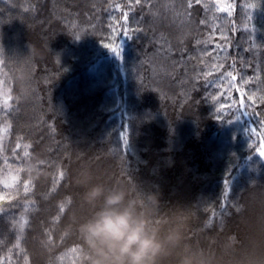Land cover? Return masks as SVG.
Here are the masks:
<instances>
[{
	"label": "trees",
	"instance_id": "1",
	"mask_svg": "<svg viewBox=\"0 0 264 264\" xmlns=\"http://www.w3.org/2000/svg\"><path fill=\"white\" fill-rule=\"evenodd\" d=\"M188 2L0 0L2 264H87L84 174L158 196L162 264H264V0ZM215 64L245 93L219 112Z\"/></svg>",
	"mask_w": 264,
	"mask_h": 264
},
{
	"label": "clouds",
	"instance_id": "2",
	"mask_svg": "<svg viewBox=\"0 0 264 264\" xmlns=\"http://www.w3.org/2000/svg\"><path fill=\"white\" fill-rule=\"evenodd\" d=\"M77 182L84 186L83 203L92 209L76 225L87 264H162L178 246V235L157 222L155 193L147 192L137 201L121 186L93 183L89 174L80 175ZM179 264L197 261L185 256Z\"/></svg>",
	"mask_w": 264,
	"mask_h": 264
},
{
	"label": "snow or ice",
	"instance_id": "3",
	"mask_svg": "<svg viewBox=\"0 0 264 264\" xmlns=\"http://www.w3.org/2000/svg\"><path fill=\"white\" fill-rule=\"evenodd\" d=\"M134 2L137 4V5H140L142 3H146L148 2V0H134ZM196 3H199V0H195ZM193 0H189L188 4H187V8L188 9H191L193 7ZM115 9L117 11L120 10V5L119 4H116L115 6ZM190 15V13H189ZM123 18L124 20H127L128 18V13H123ZM205 21L204 20H201V24H204ZM122 32L125 36L128 35L127 33V30H123L122 29ZM158 45H159V52L162 56H167L168 53L171 51V46L170 44L166 46V42L161 39L159 40L158 42ZM111 51L113 52L114 55H116L117 57L120 56V51L117 47H112L111 48ZM225 66L223 64H215L213 66V71L215 72H218L219 75L216 76V81H219V85H218V91H219V95H212L211 96V99L215 102H220V101H224L223 103L220 104V107L217 109V111H222L225 107H232V104H229L228 101H233V103H235V101L233 100L232 96L230 95V93L235 90V91H238V92H241V95L244 96L245 93L241 91V89L239 87H237L236 85V81H237V76L233 74V72L231 71H221V69H223ZM212 73H209V75H211ZM213 83H215V81H213ZM245 83H251V81H245ZM212 87V83H209L208 81H205V84H204V88H205V91H207L208 88ZM247 99L249 101H252L254 100V97L252 96H248ZM11 101V96H5L4 97V104L5 105H8ZM240 107H244V102L241 101L240 102ZM125 144H127V138H125ZM17 149L20 148V145L17 144L16 145ZM260 152H259V156L260 157H264V142L261 143L260 145ZM42 165H47V161H42L41 163ZM65 172H61L60 173V180L61 182L63 181V178L65 176ZM12 181L15 182L17 177L13 176L12 178ZM4 188H9L11 187L12 185L9 184L7 181L4 182ZM28 182H25L24 183V189L25 191L28 190ZM71 198H69L70 200ZM0 200H4L5 203H8L9 202V198L6 197V196H3V197H0ZM59 211L60 213H65L66 212V209L64 207H60L59 208ZM4 215H6V211L3 210V209H0V218H2ZM21 227H23V224H21ZM49 239H51V237H49ZM19 245L17 244V247ZM72 251H77L76 248H73ZM0 264H2V262H0Z\"/></svg>",
	"mask_w": 264,
	"mask_h": 264
}]
</instances>
